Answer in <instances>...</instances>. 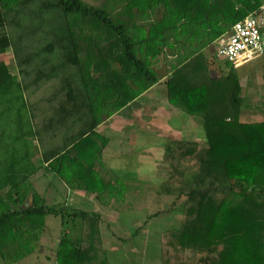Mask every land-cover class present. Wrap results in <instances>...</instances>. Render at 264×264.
<instances>
[{
  "label": "trees",
  "instance_id": "1",
  "mask_svg": "<svg viewBox=\"0 0 264 264\" xmlns=\"http://www.w3.org/2000/svg\"><path fill=\"white\" fill-rule=\"evenodd\" d=\"M263 3L0 0V56L13 51L18 68L0 59V260L32 255L55 216L63 228L58 264H110L101 215L48 204L32 178L45 170L130 211L122 176L104 161L111 138L98 127L160 83L155 66L167 65L168 103L206 137L172 138L152 170L166 178L164 193L186 196L165 245L197 256L167 264H264V120H243L255 104L241 66L215 52L228 73L213 76L206 53ZM255 108L264 113V99ZM38 155L46 166L35 164Z\"/></svg>",
  "mask_w": 264,
  "mask_h": 264
},
{
  "label": "rangeland",
  "instance_id": "2",
  "mask_svg": "<svg viewBox=\"0 0 264 264\" xmlns=\"http://www.w3.org/2000/svg\"><path fill=\"white\" fill-rule=\"evenodd\" d=\"M206 53L210 65L214 67L212 70L215 75L228 73L219 70L218 65L226 68V63L224 60L216 59L213 45ZM0 59L9 65L12 73H18L13 51L9 50L1 55ZM241 68L238 73L248 75L243 76V81L247 83V89L252 93H249L252 96L251 103L256 106L258 101L264 99V55ZM47 89L49 86L45 87L44 91ZM162 89L163 87L158 90V101L153 92L151 96L137 104L143 106L140 110L143 111L141 116L139 112L137 113L139 109L136 106H132L126 114H119L115 119L116 126L113 127L115 132L111 130L112 133H108L111 138L110 145H114L115 157L118 158L112 169L122 176L128 189V196H132L130 212L123 215L120 213L122 209L127 211L128 206H125L120 212L112 213L109 218H106L105 214H100L102 217L100 229L104 247L109 252L110 264H167L169 261L194 260L197 257L191 250L175 252L165 245V233L180 227L182 223L186 196L164 193L162 186L166 178L160 173L154 175L152 170L157 168L156 165L163 155L162 149L172 138H188L205 144V131L195 118L186 116L185 119L178 113L171 116L167 108L163 110L162 108H165L163 104L166 105L165 101L167 103L168 101L166 92ZM155 106L161 107L158 114H153L152 109ZM255 106L244 113L243 120H264V113L258 111ZM134 124L139 126L132 129ZM175 129L185 133L181 134L183 138ZM189 132H193L192 135ZM156 171L158 172V169ZM41 174L37 190L43 193L48 180L43 179ZM83 208L93 211L95 205ZM61 226L59 217L48 216L45 231L36 251L14 264H58L56 254ZM0 264L5 263L0 260Z\"/></svg>",
  "mask_w": 264,
  "mask_h": 264
},
{
  "label": "crops",
  "instance_id": "3",
  "mask_svg": "<svg viewBox=\"0 0 264 264\" xmlns=\"http://www.w3.org/2000/svg\"><path fill=\"white\" fill-rule=\"evenodd\" d=\"M225 65H228V64L226 63ZM155 68H156L157 71H159L163 75V78H162L161 82L155 84L152 88H150L148 91H146L144 94H142L139 98H137L132 104L128 105L127 107H125L121 111H119L118 113L112 115L110 118H108L107 120L103 121L102 124L98 127L99 131H101L103 133H106V131H107L106 135L108 136L109 135L108 133H112L111 130L114 131L113 127L115 128V126H116L115 125V119L117 118V116L119 114H121V113H125L126 114V112H128L130 109H132L131 108L132 106H136L137 109H139L137 111V113L139 112V114L141 116L143 114V111H140V110H142L141 107H143V106L142 105H137V104L141 103V101H143L147 97L151 96V94L153 92H154L155 98L156 99L158 98V90L161 89L162 87H163V89H162L163 91L165 89V87H164L162 82L166 79V75L165 74H167V70L168 69H167V65H159V66L156 65ZM213 68L214 67L210 65V70H212ZM218 68H219V70L228 71L227 66H226V68H223L219 64ZM240 69H242V68L241 67L238 68V71ZM212 75L216 76L213 70H212ZM166 99H167V97H166ZM157 101H158V99H157ZM165 103H166L167 107H166L165 104H163L165 106V108H162V109L165 110L167 108L169 110V113L171 114V116L174 113H176V114L178 113V115H180L181 117L185 118L186 116H188V117L192 118L191 116H189L187 114L185 115L178 108H175L173 106L171 107L166 101H165ZM160 108H158V106H155L154 109H152V110H154L153 114L154 113L158 114L157 112L160 110ZM195 121L197 122V120H195ZM182 124H184V123H182ZM175 132L177 134H179V136H181V134H185L181 130H176L175 129ZM189 133L192 135L193 132H189ZM181 138H183V137L181 136ZM183 139H185V138H183ZM185 140H190V139L186 138ZM110 143H111V140H110ZM103 157H104L105 163L109 167L110 166H111V168L114 167L115 160L118 159V158L115 157V147H114V145L111 146L109 144L106 147V149L104 150ZM34 162H35L36 165H38L40 167L47 165V163H45L39 155L35 158ZM40 174L43 176L42 177L43 179L48 180L47 181V187L43 190V193H40V191L37 190V182H41V180H40L41 177H39ZM32 180H34V183H35L34 186L36 187V190L43 196V198L46 199V202L48 204H51V205L52 204H56V205H59V204L60 205H64L65 204V205H70V206L71 205L72 206H76V207H79V208H83V206L86 207V206L95 205V208H94V210L92 212H97L99 214H105L106 218H109V216L112 215V213L120 212V210L123 207H125V205H123V204H118L117 206L115 204H113L111 206H104L98 201L95 193L86 192L84 190L71 189V188L68 187V185L65 182H63L59 178H56L53 175H45V170H41L40 172H38L37 175H35L32 178ZM83 209H85V208H83ZM127 212H130V211H128V210L126 211V210L122 209V211L120 213H122V215H123V213H127ZM106 218L103 217L104 220H106ZM59 230H60V234L59 235L61 237V234L63 232L62 226L59 227Z\"/></svg>",
  "mask_w": 264,
  "mask_h": 264
},
{
  "label": "built area",
  "instance_id": "4",
  "mask_svg": "<svg viewBox=\"0 0 264 264\" xmlns=\"http://www.w3.org/2000/svg\"><path fill=\"white\" fill-rule=\"evenodd\" d=\"M264 3L259 10L234 23L215 42L220 59L239 67L264 55Z\"/></svg>",
  "mask_w": 264,
  "mask_h": 264
}]
</instances>
